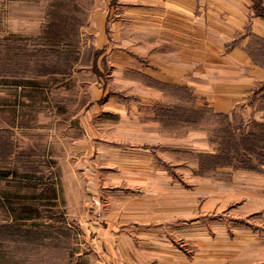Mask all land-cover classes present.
<instances>
[{"label":"rangeland","instance_id":"obj_1","mask_svg":"<svg viewBox=\"0 0 264 264\" xmlns=\"http://www.w3.org/2000/svg\"><path fill=\"white\" fill-rule=\"evenodd\" d=\"M100 8L103 0H0V264H76L90 239L82 228L108 227L109 199L162 196L159 182L182 199L181 217L160 223L168 244L188 258L200 260L208 244L225 264H264L253 246L261 214L222 202L239 169L203 167L228 135L257 132L264 87L249 108L214 114L186 86L149 75L133 51L140 44L105 28Z\"/></svg>","mask_w":264,"mask_h":264},{"label":"crops","instance_id":"obj_2","mask_svg":"<svg viewBox=\"0 0 264 264\" xmlns=\"http://www.w3.org/2000/svg\"><path fill=\"white\" fill-rule=\"evenodd\" d=\"M103 2L95 18L112 31L125 28L127 44H140L133 51L149 62V75L186 86L199 105L225 114L240 105L249 108L251 96L264 86V19L252 13L251 0ZM147 168L141 164L121 167L130 173ZM157 184L162 196L156 198L149 194L141 199H109L101 214L108 227L99 222V227L82 228L90 239L84 251L73 253L76 264H225L228 256L217 255L212 245L205 246V255L198 260L167 243L160 223L181 217L182 199L165 196L163 184ZM227 184L229 192L224 186L221 192L223 205L236 200L243 204L242 212L261 214L264 219V166L233 172ZM215 201L211 196L206 208ZM197 202L195 198L196 210ZM253 236L256 256L264 254L263 235ZM219 251H224L223 246Z\"/></svg>","mask_w":264,"mask_h":264},{"label":"trees","instance_id":"obj_3","mask_svg":"<svg viewBox=\"0 0 264 264\" xmlns=\"http://www.w3.org/2000/svg\"><path fill=\"white\" fill-rule=\"evenodd\" d=\"M253 1L252 13L256 17L264 19V7L262 0ZM264 87V86H262ZM253 98V96H251ZM207 108V107H205ZM209 109V108H207ZM214 114L211 109H209ZM257 132H250L247 135H238L233 132L227 137L223 138L225 141H221L218 144L217 153L209 156L207 164L203 165L206 169H217L220 167H233L239 170L257 171L259 167L264 164L255 165V161L262 160L264 158V122L257 124ZM259 133V135H257ZM257 140H256V139ZM254 139V144H250Z\"/></svg>","mask_w":264,"mask_h":264}]
</instances>
